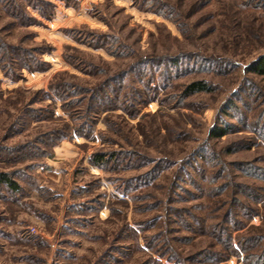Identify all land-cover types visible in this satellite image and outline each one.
I'll use <instances>...</instances> for the list:
<instances>
[{
	"label": "rangeland",
	"instance_id": "374dc122",
	"mask_svg": "<svg viewBox=\"0 0 264 264\" xmlns=\"http://www.w3.org/2000/svg\"><path fill=\"white\" fill-rule=\"evenodd\" d=\"M262 54L264 0H0V173L21 189L0 185V264H205L201 251L222 248L213 226L242 211L238 185L264 189L237 168L264 170V139L241 121L264 119V77L247 68ZM166 58L180 72L161 74ZM115 78L135 117L86 110ZM199 80L212 92L184 99ZM113 151L134 154L91 164ZM258 206L250 222L238 216L235 245L264 235Z\"/></svg>",
	"mask_w": 264,
	"mask_h": 264
},
{
	"label": "trees",
	"instance_id": "16d2710c",
	"mask_svg": "<svg viewBox=\"0 0 264 264\" xmlns=\"http://www.w3.org/2000/svg\"><path fill=\"white\" fill-rule=\"evenodd\" d=\"M156 13L161 16H164L168 20L171 21L176 20L175 17H172L174 16V11L168 9L165 5L161 3L159 4V9L156 10ZM93 46L102 47L99 41L95 42ZM112 54L115 56H119L118 51H113ZM180 63L181 60L178 58H166L165 61L161 63L163 64L161 66L164 67L161 74L163 73L169 74L170 70H176L177 72H180L178 70L181 66ZM247 68H248V72L264 77V54L260 55L256 60L252 61ZM164 79L165 78L163 76V80ZM124 80L125 79L120 80L119 78L109 79L108 82L110 85H114V89L113 87H108V85L106 86L101 85V87L98 86L92 89L87 102L86 110L92 113V115L98 116L99 114H102L104 112L121 109L126 114L135 117L139 112L137 109L134 110L133 113H131L132 110L130 111V109H126L124 105L121 106V103L124 102V96L118 93H123V88H124L123 85L125 84ZM120 82L122 85L118 86ZM213 88L214 87L207 81H203V80L194 81L185 87L182 96L185 99L186 97H190L194 94L209 93L212 92ZM151 90L153 89L149 87L146 88L147 92H150ZM138 98L141 101L143 96L140 94L139 97L134 99L135 102L132 104L134 108H137L136 102H139ZM116 103L120 105H117ZM245 106L247 110H250V108L246 104ZM241 116H243L241 121L247 125L245 127L249 128L255 133H258L264 139V119L262 122L253 123L249 121V118L246 115H241ZM249 124L251 125L252 128L249 127ZM231 131H232V126L225 124L224 127L212 128L210 132V136L212 138L221 139L226 135H228ZM80 135L87 137V135H83V133ZM257 141H258L257 137L256 139L254 138V140L251 141L250 146L255 145ZM127 154L130 156L134 154V152L133 153L129 152ZM118 155L119 154L116 151H113L111 153L98 152L92 156L91 164L101 168H105V166H108L111 163H113L114 165L117 162H122L123 164L124 162L129 161V160L127 161L125 160L128 155L124 158V161H121L122 159L118 157ZM128 164L130 163L128 162L127 165ZM237 166L241 176H248L259 180H264L263 169L254 167L253 164L250 163H238ZM144 178L145 177H140V180H144ZM203 179H206V177L203 176ZM0 185H4L6 188H8L13 192H19L21 190L19 183L15 181L9 173H5V172L0 173ZM238 187L240 189L238 192H240V194L244 196L245 201L238 199L237 197H233V199L231 200V207H234L235 204L240 205L242 211L235 210V212H232V209L234 208L228 209L221 219L223 222L213 226L214 229L213 234H215V236L217 237V241H219L222 244V248L220 250L201 251L198 254L199 255L198 257L205 264H220L234 255L236 256L243 255L244 264H264V235L257 236V235H250L248 233L246 234L242 233L237 236V244L235 245L233 242L234 232L245 229L247 225L246 224L247 221L250 222L254 217L259 216L261 214L260 207L258 205L262 203V205L264 206V189L262 188L260 190L254 189L244 184H239ZM249 200L255 202L256 206L255 207L248 206ZM231 216L233 217V219H231ZM238 216L244 217L247 221L244 222L240 220ZM231 227H233V229H231ZM194 259L195 257H193V260ZM174 261L177 262V264L181 263L176 259Z\"/></svg>",
	"mask_w": 264,
	"mask_h": 264
}]
</instances>
